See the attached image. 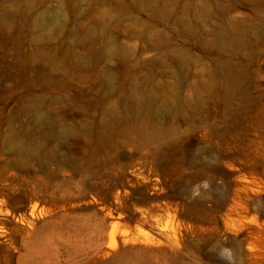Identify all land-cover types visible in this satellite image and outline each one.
Listing matches in <instances>:
<instances>
[{
  "label": "rangeland",
  "instance_id": "1",
  "mask_svg": "<svg viewBox=\"0 0 264 264\" xmlns=\"http://www.w3.org/2000/svg\"><path fill=\"white\" fill-rule=\"evenodd\" d=\"M0 264H264V0H0Z\"/></svg>",
  "mask_w": 264,
  "mask_h": 264
},
{
  "label": "bare ground",
  "instance_id": "2",
  "mask_svg": "<svg viewBox=\"0 0 264 264\" xmlns=\"http://www.w3.org/2000/svg\"><path fill=\"white\" fill-rule=\"evenodd\" d=\"M14 198H15V197H14ZM20 198H21V197H16L15 199L17 200V199H20ZM20 200H21V199H20ZM33 233H34V232H33ZM31 235H32V234H31ZM23 239H24V238H23ZM24 240H25V239H24ZM24 240H23V241H24Z\"/></svg>",
  "mask_w": 264,
  "mask_h": 264
}]
</instances>
